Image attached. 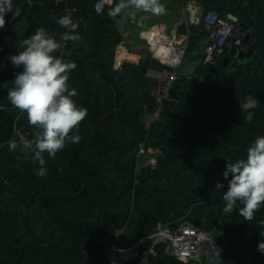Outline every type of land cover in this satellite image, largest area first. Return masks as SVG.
<instances>
[{
  "label": "trees",
  "instance_id": "obj_1",
  "mask_svg": "<svg viewBox=\"0 0 264 264\" xmlns=\"http://www.w3.org/2000/svg\"><path fill=\"white\" fill-rule=\"evenodd\" d=\"M190 1L202 15L198 23L179 27L189 35L188 52L199 50L208 34L207 11L228 21L234 16V33L243 25L251 39L229 41L190 79L181 75L160 119L151 122L158 107L151 92L169 67L131 39L121 15L110 17L108 5L97 14L98 0H13L21 15L12 19L10 13L0 29V264H109L98 240L116 231H121L117 244L136 242L132 246L139 248L132 260L117 258L116 264H137L152 245L142 241H153L159 223L217 232L220 238L213 237L214 255L206 264H264V254L257 251L264 241V204L252 221L239 214L240 202L232 213H223L227 181L221 177L227 162L246 159L247 149L264 136V0L184 2ZM66 7L77 9L78 42L61 39L66 29L58 19ZM38 28L61 43L54 55L77 65L68 86L77 93L72 97L77 107L87 109L78 133H71L80 141L67 142L54 159L43 154L44 177L35 174L40 165L32 154L9 149L10 140L21 135L31 140L39 131L8 100L15 75L23 71L9 57L23 51L22 41ZM121 44L141 56L137 64L115 67ZM249 97L259 101L251 123L239 108ZM140 142L157 163L135 174ZM217 182L225 184L220 191ZM153 250L145 264H184L165 241Z\"/></svg>",
  "mask_w": 264,
  "mask_h": 264
},
{
  "label": "clouds",
  "instance_id": "obj_2",
  "mask_svg": "<svg viewBox=\"0 0 264 264\" xmlns=\"http://www.w3.org/2000/svg\"><path fill=\"white\" fill-rule=\"evenodd\" d=\"M106 5L110 6V17L118 16L129 8L154 15L165 13L159 0H120L115 4L114 0H98L94 6L97 14H101ZM10 13L15 19L21 15V10L18 6L14 7L13 0H0V29L5 28V17ZM130 15L134 17L135 12ZM58 24L66 29L61 37L63 41L78 42L81 39L75 34L78 25L70 16L60 17ZM21 47L23 51L9 57L16 68L23 66V71L15 75L14 87L8 91V100L20 113H26L29 125L39 131L31 140L23 135L19 141L10 140L9 149H19L25 156L32 154L34 162L38 161L40 165L35 174L44 177L47 168L43 154L47 153L54 159L67 146V142L80 141V135L71 133L74 130L78 133L81 122L87 116V109L77 107L72 99L77 93L68 86L69 73L77 65L64 62L54 55L62 48L61 43L49 36L44 28H38L35 34L22 41ZM258 104L259 101L251 97L239 104L241 111L246 113L247 122H252L255 115L253 110ZM223 177L227 181L223 213H232L237 202H240L243 207L239 214L245 221H252L254 213L264 204V136L257 137L247 149L246 159L227 162ZM224 187L225 184L217 182L215 190L220 191ZM214 247L219 259L220 251L216 245ZM257 251L264 254V241L257 245Z\"/></svg>",
  "mask_w": 264,
  "mask_h": 264
},
{
  "label": "built area",
  "instance_id": "obj_3",
  "mask_svg": "<svg viewBox=\"0 0 264 264\" xmlns=\"http://www.w3.org/2000/svg\"><path fill=\"white\" fill-rule=\"evenodd\" d=\"M55 4L66 3L67 0H52ZM77 12L76 8L66 7L62 16L68 15L74 23L79 24L75 18ZM61 16V17H62ZM203 22L206 25L208 34L201 40L200 47L204 53V63L212 61V59L221 55L225 48L229 45V41L233 40L234 27L232 23L226 19L221 18L214 11H207L203 14ZM194 23V21L192 22ZM152 39H156L152 33ZM147 43H151L148 39ZM160 55L158 59L169 67L164 71L163 78L159 81L158 86L151 92V96L158 105L156 112L150 118L151 122L158 121L164 111V104L171 101V91L174 84L180 79V67L183 64L187 53V44H178L170 48H163L159 50ZM116 68L119 65L116 64ZM152 150L146 148L143 142L138 144V155L140 160L136 164L135 174H139L141 168L146 165H154L157 163L156 156H153ZM225 171V170H224ZM222 180L226 181L223 177ZM139 182L138 179L134 180V184ZM121 231H116L112 237L99 239L98 242L105 246L106 258L109 264H116L117 257L116 251L118 250L117 240ZM150 238H153L151 247L145 250L140 257L137 264H145L150 255L154 254L153 247L161 241L169 244L170 251L179 261L184 264H196L194 259L201 253L206 252L207 244L211 242V235L201 231L195 226L183 224L176 229H171L161 223L157 225V231ZM125 249V251H129Z\"/></svg>",
  "mask_w": 264,
  "mask_h": 264
},
{
  "label": "crops",
  "instance_id": "obj_4",
  "mask_svg": "<svg viewBox=\"0 0 264 264\" xmlns=\"http://www.w3.org/2000/svg\"><path fill=\"white\" fill-rule=\"evenodd\" d=\"M185 0H159V2L164 6L165 13L163 15H154L152 13H144L142 11H136L133 8H129L120 18V24L123 29L131 35V39L136 41L141 45L148 46L151 54L154 58H157V55H160L161 52L156 53V49L160 50L162 45L165 48H170L177 46L178 44H187L189 46V35L181 34L179 27L183 24H190L194 21V15L197 13H202L199 6L194 2L190 1L187 4ZM135 12L133 17L130 13ZM154 34L156 39L149 44L147 40L151 34ZM239 40H249L248 35L238 34ZM150 40V39H149ZM200 51L203 57H196L200 61V66L204 61V53L201 49L194 50L191 52ZM190 52H188L187 56ZM186 56V57H187ZM116 64L120 65L123 62H130L137 64L141 56L138 54L130 53L127 47L121 44L117 49L116 54ZM158 59V58H157ZM181 70V69H180ZM195 75V74H194ZM181 76V74H180ZM193 75H187V78L190 79ZM163 78V75L160 76V80ZM148 119L146 122L148 123Z\"/></svg>",
  "mask_w": 264,
  "mask_h": 264
},
{
  "label": "rangeland",
  "instance_id": "obj_5",
  "mask_svg": "<svg viewBox=\"0 0 264 264\" xmlns=\"http://www.w3.org/2000/svg\"><path fill=\"white\" fill-rule=\"evenodd\" d=\"M125 13H126V11L122 12L121 15L124 16ZM201 15H202V13H198V14L196 13L194 15V17H195L194 23L195 24L199 22ZM233 35L235 36V33H233ZM157 49H156V51H158ZM196 57H203L202 53L200 51L190 52L189 55L185 58L183 64L180 67V69H181L180 74L182 76L194 75L198 72L201 63ZM144 121H145V123H147L146 120H144ZM210 235H212V240H211L212 243L215 242V241H213V237H219V234L217 232H214ZM152 242H153L152 240H149V241L143 240L142 245L143 246H150L152 244ZM135 243L136 242L125 243V242L121 241L118 244V250L116 251V257L118 259L119 258H125L127 260H132L138 254V249H139L138 246H132V245H135ZM131 246L133 247L132 249H130L129 251H125V249H129V248H131ZM205 250H206L205 253H201L200 255H198L194 259V262L196 264H206L208 261V258H210L214 255L212 248H211V242H209L207 244V248Z\"/></svg>",
  "mask_w": 264,
  "mask_h": 264
},
{
  "label": "water",
  "instance_id": "obj_6",
  "mask_svg": "<svg viewBox=\"0 0 264 264\" xmlns=\"http://www.w3.org/2000/svg\"><path fill=\"white\" fill-rule=\"evenodd\" d=\"M228 18L232 22H236L237 21V19L234 16H232V15H228ZM248 31H249V28H247V27H245L243 25H240L239 28L237 29V31L235 32V36L233 37L232 42L239 43L238 34H240V35H248L249 36V39H251V34L248 33ZM231 54H233V55H236L237 54V55H239V57H245V56H243V54H241V52H237V51H234Z\"/></svg>",
  "mask_w": 264,
  "mask_h": 264
}]
</instances>
